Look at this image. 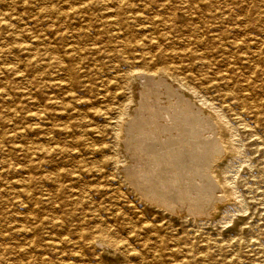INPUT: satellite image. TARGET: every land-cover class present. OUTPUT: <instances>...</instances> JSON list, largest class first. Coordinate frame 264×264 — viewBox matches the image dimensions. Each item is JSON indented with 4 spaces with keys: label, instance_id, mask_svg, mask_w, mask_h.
I'll return each instance as SVG.
<instances>
[{
    "label": "rangeland",
    "instance_id": "obj_1",
    "mask_svg": "<svg viewBox=\"0 0 264 264\" xmlns=\"http://www.w3.org/2000/svg\"><path fill=\"white\" fill-rule=\"evenodd\" d=\"M196 2L203 7L208 2L214 3L226 15L224 22L220 23V18L218 25L208 28L210 19L205 16L206 10L191 13L196 17L190 18L196 19V37H200L196 38L197 47L193 44L191 49L201 51L203 59H196L189 66L188 73L194 75L192 80L199 92L196 100L190 101L203 111L205 104L221 109L220 96L229 95V110L223 116L229 114L231 131L237 132L233 139L239 153L230 164L226 160L219 162L227 172L225 177L229 178L235 199L218 204L214 215L208 212L195 217L189 212L163 210L142 199L135 185L126 181L128 170L133 169L131 166L140 157L127 150L123 138L121 141L115 136L117 119L111 118L112 114L105 117L96 112L106 104H121L129 96L130 90L126 89L115 98L103 100L108 92L112 95L115 85H124L125 79L118 73L124 68L126 72L129 65L117 63L114 52L107 51L105 42H101L103 38L99 37L97 44L102 51L87 54L78 70L82 86L69 91L71 88L57 67L39 73L42 66H36L31 52L38 48L39 40H43L45 52L57 50L59 41L64 44L58 37L53 38V18L47 8L66 5L67 0H0V264H187L193 254L198 264H264V116L245 113L237 105L245 94L250 95L247 102L264 101V60L259 70L250 71L236 54L229 53L227 35L215 40L221 31L234 30L235 23L227 19L229 14H240L238 19L245 25L252 18L247 10L256 9L264 21V0ZM93 10L97 15L99 8ZM191 14L176 11L177 24L173 26L178 28L171 30L174 37L180 32L181 38L186 36L185 16ZM149 15L160 19L155 13ZM164 15L167 16L160 14ZM111 28H107L104 39L114 37L108 46L115 49L118 38L114 34L118 32L121 39L129 35L124 29ZM95 30L89 33H96ZM134 30V39L141 42L143 34ZM67 41L71 42L70 38ZM178 46L179 43L173 47ZM136 52L131 51L129 59L134 57L131 60L134 68L127 74L130 78L135 76L136 82H144L142 74L135 70L141 67ZM145 53L146 57L157 54L154 62L161 63L159 49L146 47ZM261 55L264 59V49ZM183 63L188 66L187 61ZM227 75L232 82L228 86ZM246 77H251L254 83L251 87L244 82ZM107 80L113 82L102 86ZM205 84L209 85L206 91L202 88ZM81 114L87 115L84 123H79ZM63 125L72 128L62 134L59 127ZM57 143L65 150L49 152L50 146ZM100 231L117 240V247L97 241ZM85 237L90 241L86 242ZM95 240L98 247L90 243Z\"/></svg>",
    "mask_w": 264,
    "mask_h": 264
},
{
    "label": "bare ground",
    "instance_id": "obj_2",
    "mask_svg": "<svg viewBox=\"0 0 264 264\" xmlns=\"http://www.w3.org/2000/svg\"><path fill=\"white\" fill-rule=\"evenodd\" d=\"M75 1L76 2H69V0H67L66 5L63 3L64 5H58V7L56 6L55 8L52 6L47 8L50 10V14L53 18L51 25L53 27V38L58 37L64 44H61V41H59L60 46L57 50L52 49L45 52L43 40H39L38 48H36V46L33 48L35 51H31L34 54L33 57H35L36 66L37 64L38 66H42L41 69H38L39 73L41 74L43 69L49 70L50 68L57 67L65 77L64 82L71 88L69 91H75L82 86V81L80 82L79 80L78 70H80L84 60L87 59V54L95 50H97V52L102 51L97 44V39L99 37H101V39L103 38L101 41L105 42L103 46L105 45V48H108L107 51L114 52L117 63L121 62L125 65H129L126 72L124 68L122 69L123 71L118 73L121 75V78L125 79L123 82L124 85H115L112 95L109 96L110 94L108 92L107 95L103 96V100L106 101L109 98H115L119 93L123 94V92L119 91L126 92V89L130 90L129 96L125 98L121 104H116L117 106L106 104L107 106L105 105L103 109L100 108L96 111L100 112V114L105 117L107 115L111 116L112 114L113 117L111 118L117 119V128L114 129L115 136L120 139L123 138L127 150L131 151L137 158L140 157L138 160L134 161L133 167L131 166L133 169L128 170L129 177L126 181L128 180L129 183L135 185V189L139 191L142 199L144 198L156 207L158 206L162 207V209L173 211L177 210V212L185 214L189 212V214L195 215V217L196 214L197 216H205L208 212L210 215H214L218 209V204H221V202H229L233 200V197L235 199L234 193L231 192L230 185L228 184L230 183L229 178L225 177V173L227 172L223 166L219 165V162L226 160L228 163L239 153L237 150L238 147L234 145L233 139L237 132L235 131L236 133H232L233 127L229 120V114L226 117H224L225 115L223 116V113L227 114L229 110V103H227L229 95L220 96L222 101V104H220V107H222L221 109H215L212 104H205V109L203 111L190 101L196 100V96L199 92L196 90V83L192 80L194 75L192 76L191 73H188L189 66L191 68V65L196 62V59H199V61L203 59L201 51L198 52L199 50L197 49L198 51L196 52V48H194V50L191 49L193 48L192 45L196 43V35L198 36V34H196V19L190 20V18L194 19L193 17L196 15V9L201 11L204 9L207 11V15L205 16L210 19L208 28H213L218 25V20L220 18V23L224 22L225 17L223 16L226 14H224L223 9L218 6L215 7L213 5L214 3L210 4L209 2L206 3V7H203L200 6L196 0ZM94 7L99 8L97 15H95L96 11L93 10ZM101 9L107 12L102 13L103 11L101 12ZM178 9L180 11L185 10V13L188 14H195L193 17L192 14L191 16H185L186 26H183V29L186 28V31L184 30L186 36L182 38L180 35L182 32L178 34L180 38H176L178 35L174 37V35H172L174 32H171L175 24L174 18L177 17L175 14ZM202 12L199 14L201 15ZM247 12L252 13V18L245 25L241 24L238 19L240 14H229L228 16L230 17H227L229 23H235V26L232 28L234 29L232 30L233 32L225 29L223 30L224 33L221 31L220 36L216 35L215 40H217V38H225L227 35L226 48L229 53L236 54V57L239 58L242 64L247 65L250 71H254L257 68L258 70L260 69L259 66L264 60L261 55V51L264 49V27L261 23L264 21H261L262 19H260V16L256 13V9H252V11L247 10ZM150 13H155L160 19H157L156 16L151 17L149 15ZM162 13H166L167 16H160ZM72 19H74L75 22H71ZM77 23L79 25H77ZM108 27H112L111 29L114 28L116 31L124 29V31L128 33L129 38H125L124 35L121 39L118 32L116 33L115 30H111V32L116 33L114 35L119 40L116 39L118 47L112 49L108 45L112 44L115 38H112L110 35L108 39H104L105 35H107ZM181 27L182 26H180L179 29ZM93 28L96 29V33L90 34V30ZM133 28H135V30L139 29L143 34L141 42L134 39L132 34ZM177 28L175 29L177 30ZM231 32L232 39H229V34ZM99 33L104 35L100 36ZM177 33L178 32H175V34ZM123 34L124 33H122V35ZM67 38H70L71 42H68ZM206 38L205 36V39ZM198 42L199 40H197V44ZM200 42L203 45V42ZM177 43H179V46L177 48L173 47L174 44ZM146 47L160 50L162 61L159 65L154 62L157 58V54L147 55L146 57ZM199 47L201 46H198V48ZM138 49H140V54L136 52ZM207 49L206 51L203 50V52H208ZM231 50H237L239 53L231 52ZM131 51L139 54L138 60L141 62V67L135 70L139 71V74H142L144 82H136L135 76L130 78L128 76L129 74H127L128 72L131 73L129 70H133L134 68L131 66V60L134 57L129 59V56L133 54ZM211 52L212 51L209 53L211 54ZM232 57L235 59L233 55ZM184 59L188 62V66L184 65L183 62H186ZM204 59L206 60V58ZM211 64L210 62V65ZM119 65L120 64H116V66ZM232 65L231 67L234 66ZM121 68H123V66ZM45 70H43V74H45ZM231 72L233 73L232 69ZM217 75H215V77H217ZM230 77L231 76H228L229 81L225 78L227 80V86L232 83ZM222 81H224V79ZM110 82L112 83L113 81H104L102 86ZM244 82L250 87L254 84L251 77L244 78ZM205 85L206 86L202 88L206 91L209 85ZM235 95L237 94L235 93ZM245 95V99H241V97L238 98V100L241 99L237 103L240 110L245 111V113L254 112L255 115H260L261 117L264 116V101L247 102L250 99V95ZM202 106H204L203 103ZM206 113L208 115H206ZM78 116L80 120H78L79 123L87 121L86 114ZM238 123H241V120H238ZM52 127L53 125L50 126V133L52 132ZM79 127H82V125ZM71 128V125H63L59 127V131L64 134ZM83 131L85 132L86 130ZM57 149L59 151L65 150L57 143L50 146L49 152ZM127 159H129L128 156ZM137 185L142 186L137 187ZM216 193H219L220 196H216ZM26 198H29V196ZM99 235H97V241L115 248L117 247V240L115 241L113 238L104 236L102 231L99 232ZM84 240L86 242L90 241L87 237H85ZM97 241H91L90 243L96 244ZM96 246L98 247L97 244ZM187 264H198L194 254L189 257Z\"/></svg>",
    "mask_w": 264,
    "mask_h": 264
}]
</instances>
